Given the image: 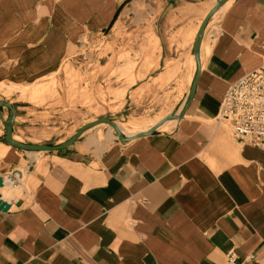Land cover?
<instances>
[{
    "label": "crops",
    "instance_id": "1",
    "mask_svg": "<svg viewBox=\"0 0 264 264\" xmlns=\"http://www.w3.org/2000/svg\"><path fill=\"white\" fill-rule=\"evenodd\" d=\"M216 1L167 0L160 29L182 22L173 39L182 53L157 81L185 68L188 92L193 43ZM129 3L0 0V84L18 87L9 101L16 139L38 142L26 140L30 85L56 80L87 37L110 36ZM226 3L207 26L190 106L157 134L123 141L111 130L108 144L83 135L63 149L29 153L6 141L10 111L0 110V202L8 205L0 208V264H264V148L240 143L219 118L229 84L264 62V0ZM134 67L130 61L124 72L129 87ZM128 86L112 87L126 93Z\"/></svg>",
    "mask_w": 264,
    "mask_h": 264
},
{
    "label": "rangeland",
    "instance_id": "2",
    "mask_svg": "<svg viewBox=\"0 0 264 264\" xmlns=\"http://www.w3.org/2000/svg\"><path fill=\"white\" fill-rule=\"evenodd\" d=\"M149 2L130 0L126 8L128 13L110 36L87 37L79 55L68 62L69 67L66 68L64 63L54 73L56 80L53 76L45 77L41 83L30 85L27 89L30 94L25 99L30 101L32 115L26 140L37 143L62 140L85 123L104 116L140 132L145 128L143 123L153 122L160 118L156 116L178 104V98H182L188 86L183 82L186 69L166 82L155 78L181 58L182 51L173 39L182 22L173 23L169 30L160 29L159 23H164V8L168 2L156 1L157 14H152ZM133 28H136V34L132 32ZM172 46L174 51L168 55L165 49ZM148 54L150 60L146 59ZM130 61L135 62L133 72L137 74L135 84L129 87V77L124 72ZM112 86L128 87L126 93H122L113 90ZM0 98L15 100L18 93L0 89ZM111 128L107 123L100 124L86 132L83 139L88 137L90 143L94 136L105 139L108 144L112 140H106ZM112 131L117 136L113 128Z\"/></svg>",
    "mask_w": 264,
    "mask_h": 264
},
{
    "label": "water",
    "instance_id": "3",
    "mask_svg": "<svg viewBox=\"0 0 264 264\" xmlns=\"http://www.w3.org/2000/svg\"><path fill=\"white\" fill-rule=\"evenodd\" d=\"M228 1L229 0H217L216 4L209 10V12L204 17V19H203V21H202V23L198 29V32L196 34V38H195V41H194L193 47H192V53L195 55V59H196V69H195V73H194V76H193V79H192V82H191V85L189 87L188 92L185 94L183 100L181 102H179L174 107V109L171 111V113H169L168 115L163 117L161 120H159L155 125H153L149 129H147L145 131H140V132L136 133L135 135L128 136L121 131L118 124L116 123V121L113 118H111L109 116H104V117H100V118H97L93 121H89V122L85 123L80 129H78L70 137H68L67 139H65L61 142H58V143H54V142L33 143V142L22 141V140L16 139L13 135L14 121H15V116H16V110H15L13 104L11 102H9L8 100L0 98V110H3V108L5 107L10 111V115L8 116V118L7 119L3 118V124H4V129H5L4 138L6 139V141L9 144H11V145H13L19 149H23L26 151H34V152H38V151L51 152V151L63 149L67 146L74 144L89 129L96 127L102 123H107V124L111 125L114 128L119 139H121L123 141H129V140L134 139L136 137L157 134L158 132H160L159 127L168 120H177L178 121V120L182 119L186 110L190 106V104L194 98L195 92H196L198 78H199L200 71H201V46H202V42H203V39H204V36L206 33L207 26H208L211 18L214 16V14L218 10H220L221 7L224 6V4ZM4 184H5L4 177L0 176V186H4ZM21 198L22 199H20L18 201V204L22 203V200L24 197H21ZM0 208L7 210L8 205L3 203V202H0Z\"/></svg>",
    "mask_w": 264,
    "mask_h": 264
},
{
    "label": "built area",
    "instance_id": "4",
    "mask_svg": "<svg viewBox=\"0 0 264 264\" xmlns=\"http://www.w3.org/2000/svg\"><path fill=\"white\" fill-rule=\"evenodd\" d=\"M219 118L240 143L264 148V62L229 84Z\"/></svg>",
    "mask_w": 264,
    "mask_h": 264
},
{
    "label": "bare ground",
    "instance_id": "5",
    "mask_svg": "<svg viewBox=\"0 0 264 264\" xmlns=\"http://www.w3.org/2000/svg\"><path fill=\"white\" fill-rule=\"evenodd\" d=\"M225 5H227V3L225 4ZM225 5L224 6H222L221 7V9L223 8V7H225ZM220 9V10H221ZM220 10H218V11H220ZM217 11V12H218ZM216 12V13H217ZM215 13V14H216ZM195 56V55H194ZM0 86L1 87H4L5 89H7V90H9V91H16L17 90V88L18 87H14V86H5L4 84H0ZM162 119V118H161ZM161 119H159V120H161ZM158 120V121H159ZM158 121H156V123L158 122ZM169 121H172V120H168V121H166L164 124H162L160 127H159V130H163V128H164V126L166 125V124H168V123H170ZM173 121H177V120H173ZM116 123L118 124V126H119V128L121 129V131L123 132V133H125L126 135H128V136H132V135H135L136 133H138V131H136V130H129L128 128H126V126H124L122 123H118L117 121H116ZM155 123V124H156ZM103 124V123H102ZM155 124H153V125H155ZM152 125V126H153ZM111 126V125H110ZM151 126V127H152ZM112 127V126H111ZM94 128V127H93ZM113 128V127H112ZM112 128H111V130H112ZM92 129V128H91ZM91 129H89V130H91ZM114 129V128H113ZM88 130V131H89ZM87 131V132H88ZM145 131V130H144ZM116 136V135H115ZM117 137V136H116ZM45 151H38V152H34V151H30L29 153H44ZM24 173L25 172H23V175H24Z\"/></svg>",
    "mask_w": 264,
    "mask_h": 264
}]
</instances>
